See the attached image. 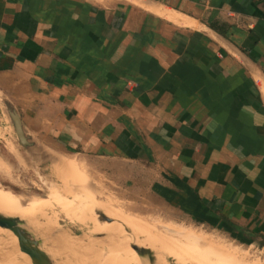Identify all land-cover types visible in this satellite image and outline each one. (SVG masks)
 <instances>
[{"label": "crops", "instance_id": "obj_1", "mask_svg": "<svg viewBox=\"0 0 264 264\" xmlns=\"http://www.w3.org/2000/svg\"><path fill=\"white\" fill-rule=\"evenodd\" d=\"M0 92L36 149L264 247V0H0Z\"/></svg>", "mask_w": 264, "mask_h": 264}, {"label": "rangeland", "instance_id": "obj_2", "mask_svg": "<svg viewBox=\"0 0 264 264\" xmlns=\"http://www.w3.org/2000/svg\"><path fill=\"white\" fill-rule=\"evenodd\" d=\"M5 95L0 92V188L11 194L20 195L22 199L15 206L0 207V215L17 220L21 218L20 220L25 223L23 227L34 239L41 241L40 246L49 244L48 238L52 240L54 237H63L55 233L57 229H60L66 237L79 238L110 259V264L130 256H136L144 261L141 264H155L149 262L147 256H138V251L134 248L136 245L151 250L156 261L158 252L151 240L160 244L179 246L183 250L184 256L181 260L168 254H161L166 255L171 264H264V247L261 245L263 242L261 238L250 240L231 226L219 224L214 220L208 221L200 216L197 208H180L175 213L169 212L160 203L143 193L135 196L115 181L90 177L89 173L76 165L72 157L62 158L61 152L53 145L47 146L51 150L47 153H43L36 147L25 150L19 145L6 112L3 103L7 100ZM53 158L54 161L64 160L67 165L59 168L51 162ZM81 162L84 166L91 167L96 163L91 160ZM96 165L103 166V163L97 162ZM52 193H56L61 200L58 199L57 202L50 198ZM39 198L45 199L46 202L50 201L45 202L44 205H47H42L43 208L42 206L41 209L36 208L37 211L35 209L30 211L27 206L25 207L29 200ZM60 201L67 207L69 205L72 207L71 214L74 215L70 217L72 219L68 218L64 212V204ZM184 210L188 212H183ZM94 212H98L103 218L104 216L110 218L112 222L107 224L98 220ZM171 230L190 232L207 243L217 246L222 252L219 254V251L215 253L211 250L197 249L179 239L178 236H174ZM2 236L17 237L0 228V245L4 246L8 244V241L6 244ZM19 245L14 247L10 245L7 252L0 250V257H2L0 261H7L4 264H28L29 259L21 258L22 251ZM32 251L45 260L41 253L40 256L36 250V252ZM157 264H163V262L159 261Z\"/></svg>", "mask_w": 264, "mask_h": 264}, {"label": "bare ground", "instance_id": "obj_3", "mask_svg": "<svg viewBox=\"0 0 264 264\" xmlns=\"http://www.w3.org/2000/svg\"><path fill=\"white\" fill-rule=\"evenodd\" d=\"M51 162L55 165H57L59 168L60 167H65L67 164L64 160H55L54 158L53 160L51 159ZM54 165V166H55ZM57 168V167H56ZM69 168V167H68ZM67 168V169H68ZM66 169V168H65ZM71 170V169H70ZM61 171V170H60ZM57 197V198H56ZM53 198V200L55 199V201L58 202V199H60L58 197V195L56 193H52L51 197ZM82 199V197H80ZM22 197L20 195H15V194H11L10 192L3 190L0 188V207H10V206H15L17 205V202L21 201ZM49 199V198H48ZM47 199V200H48ZM61 200V199H60ZM83 200V199H82ZM50 201V200H48ZM47 201V202H48ZM45 199L43 198H39V199H31L29 200L26 204L25 207L27 206L30 211L32 210H36V208H43L42 205H44L45 203ZM46 202V203H47ZM61 202V201H60ZM59 202V203H60ZM63 203V202H61ZM60 203V204H61ZM64 204V203H63ZM92 204H94V202H92ZM47 205V204H45ZM44 205V206H45ZM42 206V207H41ZM62 206V205H61ZM17 207V206H16ZM22 207V206H21ZM41 207V208H40ZM23 208V207H22ZM46 208V207H44ZM64 208V212H66L68 218L73 217L72 216V212L73 210H71L72 207H67V205H63ZM92 208L94 209V206H92ZM24 209V208H23ZM26 209V210H27ZM92 210V209H91ZM25 211V210H24ZM35 211V212H36ZM40 211V210H39ZM38 211V212H39ZM42 211V210H41ZM40 211V212H41ZM119 212V211H118ZM28 211H27V215H28ZM95 215V217L97 216L98 220H102L103 222L108 223L103 216H101L98 212H94L93 213ZM25 215V214H24ZM23 215V216H24ZM37 215V214H36ZM3 216V215H2ZM33 216V215H32ZM76 217V215H75ZM28 218V217H27ZM31 218V217H30ZM21 219V218H20ZM19 219V220H20ZM29 219V218H28ZM27 219V220H28ZM39 219V218H38ZM44 219V218H43ZM72 219V218H70ZM24 220V219H23ZM33 220V219H32ZM76 220V219H75ZM74 220V221H75ZM34 221V220H33ZM32 221V223H33ZM71 221V220H70ZM77 221V220H76ZM31 223V221H30ZM37 223V222H36ZM35 224V223H34ZM38 225V223H37ZM95 226V225H94ZM93 226V227H94ZM98 228V226H97ZM48 229V228H47ZM99 229V228H98ZM166 229V228H165ZM4 230V229H3ZM93 230V229H92ZM36 232V230H34ZM33 231V232H34ZM95 231V229H94ZM97 231V230H96ZM172 231V230H171ZM5 232V231H4ZM38 232V231H37ZM55 233H59L61 234V236L63 237H54L52 240H50V238H48V242L49 244H44V246H40V249L42 250L41 252H38L39 254L41 253L43 255V257L45 258L42 259L41 257H38L35 255V253L32 250L29 251H25V252H21V258L22 259H29V261L27 262L28 264H110V259L104 257L102 254H100L98 251H95V249H93L92 247H89L85 242L81 241L79 238L77 239H73V238H68L66 237L60 229H57L55 231ZM67 233V232H66ZM65 233V234H66ZM172 233H174V236H178L179 239H181L184 242H187L188 244L192 245L193 247L200 249L202 251L206 250V251H214L215 253L219 251V248L217 246L211 245L209 243H207L206 241H204L203 239H201L200 237L194 236V234L190 233V232H184V231H179V230H173ZM52 234V233H51ZM6 241H8L7 245H0V250L4 251H8L10 245L12 247H14V245H19V239L15 236V238H8V237H4L2 236ZM52 237V236H51ZM3 239V241H4ZM109 242V241H108ZM151 242L156 246L157 248V258L156 261L154 262L155 264H157V262L161 261L163 262V264H171L170 260L167 259V257L161 255V254H168L173 258H177L179 260H181L184 256L183 250L179 247V246H173V245H166V244H160L158 242H153L151 240ZM138 244V242H136ZM140 243V242H139ZM10 244V245H9ZM20 246V245H19ZM191 246V247H192ZM16 247V246H15ZM115 247V246H114ZM190 247V246H189ZM16 249V248H15ZM155 249V248H154ZM102 251V250H101ZM137 251V250H136ZM36 252V251H35ZM119 252V251H118ZM200 252V251H199ZM220 252H222V250L220 249V251L218 252L220 254ZM1 253V252H0ZM114 253V252H113ZM217 253V254H218ZM40 254V256H41ZM125 253H123L124 255ZM127 254V253H126ZM138 256L142 257V255L140 253H138ZM208 254V253H207ZM109 255V254H108ZM114 255V254H113ZM111 255V256H113ZM129 255V254H128ZM117 256V253H116ZM115 256V257H116ZM114 257V258H115ZM221 257V256H220ZM2 259V257H0ZM120 258V257H119ZM122 258V257H121ZM126 258V256H125ZM225 258V257H223ZM108 259V260H107ZM118 260V259H117ZM105 261H107L108 263H106ZM115 261V260H114ZM147 261V260H146ZM4 264V262L7 263V261H0V264ZM123 262L127 263H137V264H141L142 260H140L138 257L136 256H130L128 258H126L125 260H118L115 261L112 264H123ZM149 263V262H148ZM8 264H14V263H8ZM16 264V263H15ZM17 264H21V263H17ZM151 264V263H150Z\"/></svg>", "mask_w": 264, "mask_h": 264}, {"label": "water", "instance_id": "obj_4", "mask_svg": "<svg viewBox=\"0 0 264 264\" xmlns=\"http://www.w3.org/2000/svg\"><path fill=\"white\" fill-rule=\"evenodd\" d=\"M3 103L5 105L6 112L8 114L9 120L11 122L13 131L15 133L19 145L25 150L34 149L36 147L35 142L27 133H25L21 118L14 109L13 105L8 100H5ZM104 219L108 223L112 222V220L110 218H107L106 216H104ZM24 225L25 223L22 222L21 220H17L16 218L13 217H6L0 215V228L7 230L11 232L13 235L17 236L20 242L21 251L25 252L35 249L37 252H41L42 251L40 249L41 241L39 242L38 240L34 239L33 236L28 232V230L23 227ZM134 248L142 256H147L149 258V262H155V257L151 250L136 245L134 246Z\"/></svg>", "mask_w": 264, "mask_h": 264}, {"label": "trees", "instance_id": "obj_5", "mask_svg": "<svg viewBox=\"0 0 264 264\" xmlns=\"http://www.w3.org/2000/svg\"><path fill=\"white\" fill-rule=\"evenodd\" d=\"M221 219H222V220L224 221V223H226L227 225L232 226V223H231L227 218L221 217Z\"/></svg>", "mask_w": 264, "mask_h": 264}]
</instances>
